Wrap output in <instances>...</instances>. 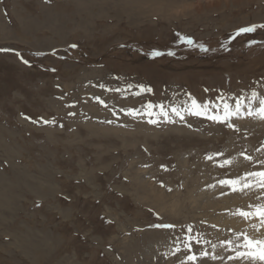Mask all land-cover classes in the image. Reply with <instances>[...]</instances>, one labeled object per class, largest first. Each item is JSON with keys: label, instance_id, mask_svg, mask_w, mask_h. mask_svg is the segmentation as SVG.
Segmentation results:
<instances>
[{"label": "rangeland", "instance_id": "1", "mask_svg": "<svg viewBox=\"0 0 264 264\" xmlns=\"http://www.w3.org/2000/svg\"><path fill=\"white\" fill-rule=\"evenodd\" d=\"M217 1L0 0V48L30 62L0 52V264H181L189 225L211 242L192 241L193 252L215 244L223 258L203 264H250L229 260L235 252L221 241L260 238L233 213L264 190L231 192L217 181L264 168V120L234 116L235 131L171 112L190 97L213 102L210 114L264 99V28L231 39L264 24V0ZM128 85L152 91L133 95ZM148 102L174 122L121 111ZM226 158L232 164L219 167Z\"/></svg>", "mask_w": 264, "mask_h": 264}, {"label": "snow or ice", "instance_id": "2", "mask_svg": "<svg viewBox=\"0 0 264 264\" xmlns=\"http://www.w3.org/2000/svg\"><path fill=\"white\" fill-rule=\"evenodd\" d=\"M257 28H264V24L256 25L252 24L249 26H244L238 28L231 39H235L236 37H239L241 34L251 33L256 31ZM179 36V34H178ZM180 39L185 42L188 45H193L194 41L190 37H180ZM254 43V41H253ZM72 48H76L77 45L73 44L70 45ZM198 47L201 49V51L207 52L208 49L203 45L200 44ZM0 52H14L17 57L20 58L21 62L25 65L30 66V62L26 59H24L23 55L16 51L15 49L10 48H0ZM55 55V51L52 53ZM169 55H174V53L169 52ZM34 55H45V53H35ZM153 57H157L162 55L159 51H153L151 53ZM51 71H55V69H50ZM102 89H106V86L101 84L99 85ZM135 87L137 91L133 93V95H140L144 92H151L152 89L149 87H146L144 85H128V88L131 89ZM115 91L120 92L121 89H115ZM258 98V93L253 91L251 94V99L256 100ZM95 101L99 102L101 105H103L105 108L108 107V105L105 103L104 100H102L99 96H96L93 98ZM221 99H223L221 97ZM215 107L213 102L208 101L205 103H200L194 98L190 97V106L181 108L177 106H172L171 112L179 117L181 121L185 120L184 112H186L188 115L193 116H204L209 120H212L213 122L220 123L226 125L228 128L233 129L235 131H239L238 128H236L235 124L232 123V118L235 116L237 118L241 116H254L258 117L261 120H264V99H259V106L256 108H253L252 106H248L246 111H242V105L241 103L237 102L235 104V107L233 108L231 105H229L227 102L223 103V111L222 113L217 111L215 114H210L211 107ZM69 107H74V105H69ZM154 109H159V111H154ZM122 112L125 113V115L136 117L141 114V111H143V115L149 117L148 123L149 124H158L160 121L158 117H163L167 122H174L171 117L169 116V113L167 110H165L163 104L155 105L151 102H148L146 105L142 106V109H136V108H127V109H121ZM115 114V113H114ZM69 116H74L75 112H69ZM26 119H31L30 117H25ZM40 121L44 124H51L55 125L56 120H45L43 118H40ZM33 123H37V121H32ZM106 123H113V121H105ZM60 127H63V125H60ZM264 148V146H262ZM257 151H261V149H257ZM240 155L247 161L251 162L253 161V157L251 155L246 154L245 152H241ZM223 156V153L216 152L213 154L207 155L205 158L208 160H214L216 157ZM219 167H225L232 164L231 159H223L222 161H216ZM256 163L264 166V160L256 161ZM147 166V165H146ZM163 167V166H162ZM165 170H167L165 168ZM217 184L220 185L222 188H227L231 192H237V191H245V190H252V189H260L264 190V168H262L259 171H248L243 176H237L235 178H227V179H221L217 181ZM161 187H164L163 184H161ZM209 187H216V185H209ZM168 191H172L171 188H168ZM227 193L224 191H221V195H226ZM264 197V192H261L260 196H257V199H261ZM234 215H239L245 220H250L252 218H255L259 221L258 224H253L252 227L259 231L261 228H264V203L261 204H255V205H249V210L244 209H237ZM152 227L155 228H164V229H174L176 225L174 224H155L152 225ZM212 227H215L213 225ZM186 238L183 242L184 249L189 253L186 255L185 259L181 262V264H203V261L205 258H210L212 260L217 259H223L222 257H218L216 254H214V250L216 248L215 244H211V247L213 249V252H209L208 250L204 249L199 252L197 255L195 252H193V244L192 241H195L196 244H210V241L203 240L202 236H194L193 233V227L191 225L187 226L186 230ZM243 237L242 243H239L236 245V247L233 246V241L226 240L221 241L222 245H228L229 251H234L235 255H230L228 257L229 260H245L250 262V264H264V238H255L250 237L246 233H239L237 234V239L239 240V237ZM180 246L177 245V247L174 250L175 252H179Z\"/></svg>", "mask_w": 264, "mask_h": 264}, {"label": "bare ground", "instance_id": "3", "mask_svg": "<svg viewBox=\"0 0 264 264\" xmlns=\"http://www.w3.org/2000/svg\"><path fill=\"white\" fill-rule=\"evenodd\" d=\"M221 1L222 0H218L217 2H215V4H217V3L221 2ZM223 1H225V0H223ZM261 203H264V201L262 199H257V196H256L255 199L253 200V205L254 204H261ZM247 221H248L247 223H248L249 231L252 232V233H255V234H259L260 238H264V228H261L259 231H257L256 229H254L252 227L253 224H258L259 221L257 219H255V218H252V219L247 220Z\"/></svg>", "mask_w": 264, "mask_h": 264}]
</instances>
